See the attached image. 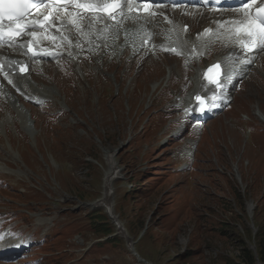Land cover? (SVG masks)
<instances>
[{"label": "rangeland", "instance_id": "rangeland-1", "mask_svg": "<svg viewBox=\"0 0 264 264\" xmlns=\"http://www.w3.org/2000/svg\"><path fill=\"white\" fill-rule=\"evenodd\" d=\"M187 24L191 26L190 21ZM121 32L126 34L123 28L116 29L110 41L88 50L87 42L80 43L78 50L68 39L73 63L63 66L66 62L50 60L45 71L24 82L35 92L36 101L11 89L0 94V163L15 164L20 173L15 174V184L22 177L39 186L41 199H47L41 201L53 209L58 217L54 223L63 231L61 236H49L45 246L29 250L26 264H145L116 234L105 206L96 208L102 210L101 217L92 212L91 204L105 191L107 151L114 152L120 175L111 184L112 213L137 241L141 257L153 264H244V250L255 246L258 251L259 234H264L260 132L247 129L248 134L241 136L225 122L219 123L220 131L209 132L198 144L206 174L181 168L173 176V148L164 143L169 119L154 114L173 103L165 99V92L159 95L161 89L167 84L171 88L172 82L178 88L185 75H195L194 66L182 54L166 53L163 63L150 55L133 54L126 48L132 40L122 41ZM168 65H173L172 74ZM260 71L264 75V66ZM246 86L242 97L248 105L241 111L254 114L258 105L264 109V87L252 81ZM52 89L57 92L50 93ZM218 165L225 173L217 171ZM30 224L25 229L35 226ZM95 240L99 241L75 262L67 253L60 260L57 254L42 257L56 252L62 243L78 252Z\"/></svg>", "mask_w": 264, "mask_h": 264}, {"label": "snow or ice", "instance_id": "snow-or-ice-1", "mask_svg": "<svg viewBox=\"0 0 264 264\" xmlns=\"http://www.w3.org/2000/svg\"><path fill=\"white\" fill-rule=\"evenodd\" d=\"M59 3V0H57ZM141 2L147 4L151 3L152 0H141ZM208 0H205L207 3ZM256 0H244L243 7V20L241 21V27L235 29L236 38L239 44L244 50L261 49L264 50V6L256 8L253 12V5ZM43 8H53L54 11H59L48 0H0V43H7L14 45L17 38L22 34H25V29L33 28L32 31L28 32L33 40L27 44L21 43L20 49L27 48L33 56L45 55L51 56L52 52L47 50L37 52L32 44L37 38L36 26L44 28L49 23L51 15H45L42 20L30 19L33 10L39 11ZM77 9H85L90 11H102L107 14L110 18L115 19L113 15L119 8V0H104L102 7H97L95 3H76ZM62 10L67 12V6L63 5ZM75 22V21H73ZM54 39V38H53ZM245 63H251V61H245ZM219 68V65L216 66ZM27 69L25 66L19 67V72L23 73ZM211 79V78H209ZM214 83H219L218 80H213ZM11 83V81H9Z\"/></svg>", "mask_w": 264, "mask_h": 264}, {"label": "bare ground", "instance_id": "bare-ground-1", "mask_svg": "<svg viewBox=\"0 0 264 264\" xmlns=\"http://www.w3.org/2000/svg\"><path fill=\"white\" fill-rule=\"evenodd\" d=\"M254 6L255 5H253V8H254ZM160 10H161V12H164L166 14L165 15L166 17L165 16L162 17L163 19H165L164 20L165 24L173 26L181 34V38L183 40L182 43H183L184 46H188L189 44L192 43L191 41L188 42V39H187L188 35L194 36L195 33L199 32L198 35H199V38H201V34L203 32L202 37L204 38L205 36L210 35V32H212L211 34H213V31L215 29H219L218 26H220V25L222 26V28H221L222 31H224L227 34L229 31L233 32L232 25L242 26L241 25V21L243 20V12L241 10H239V9H232L230 11H222V10L206 11V9L201 8V11H200V10H197V8H194V7H186L183 10H179V9L175 10V9H171V7H169L168 9H159V8H157L156 12L160 11ZM153 11H154V9L151 10L150 14L153 13V16L156 17V12H153ZM59 12H61V10H59L57 13H59ZM79 13H82V12H76V16H78ZM60 18H62V19L60 20V22L57 25L60 29H62L61 24H66L67 21L69 22V24H72V23H75L76 20H78V18L72 17V15H69V14H66V13H62ZM155 19L156 18H154V20L151 23L152 24L151 25V27H152L151 28L152 38H156L157 34H159L160 31L162 30L161 26L158 23L154 22ZM73 21H75V22H73ZM107 21L110 22L111 20H107ZM188 21L191 22V26L188 29H186L185 25L187 24ZM108 22H107V24H108ZM111 24L112 23H109L108 26L111 27L112 26ZM75 25H77V24L75 23ZM198 27H199V29H196ZM212 28H215V29L213 30ZM67 31L71 33L73 31V29L72 28H67V29L65 28L64 32H67ZM146 34H150V31H147ZM102 35L104 37H106V34L103 31H102ZM147 37H148L147 35L144 36L143 40L145 38H147ZM32 40H33V38L31 36H28L25 39H23L22 41H18L17 42L18 43L17 50L15 52L12 51V55H4V56L1 55L0 56V67L2 69V70H0V75H1L2 78L5 79L6 76H3V75L7 71V68L16 69V68H18V66L20 64H22L24 62V61L19 60V59H24V60H27V61H31L32 58H30L28 56V49L27 48L20 49L19 45L21 43L27 44L29 41H32ZM164 43L168 44L165 41H164ZM74 44L77 45L78 42H74ZM32 45H36L39 49H42V48L43 49H47V48L48 49H52V53L53 54H55V52H56V50H53V48L50 47V46L41 47L39 45L38 41H36V40H35V42ZM170 46L173 47L172 44H170ZM235 50H236V48H235ZM231 57H233V55ZM225 62L226 61H224V63ZM12 69H10L9 72L13 73L14 71ZM21 76H23V75L20 74L19 72H17L15 74L9 75L7 77H10V78H13V79L17 80V79L21 78ZM227 88H229V86ZM196 91H198V90L195 89L192 93L193 94L200 93V91L199 92H196ZM216 104H218V102H214L212 104V106H214ZM197 105L194 106L195 107L194 110L196 112H197ZM212 106H211V109H212ZM258 106H260V105H258ZM257 110L259 111V113H257V114L260 117H264L262 112H261V110L259 108H257ZM186 150H190L189 147H187ZM106 153H107L106 154V159H107V162H108V165H109V169L106 172L105 179L108 181L110 179V177L117 171V166H116V164L114 163V161L112 159V156H111L112 152L107 151ZM239 176H241V174H239ZM98 202H104V203H107L108 205L110 204V207L112 209L111 212L113 211V209H114L113 208V201H112V198H111V196L109 195V193L107 191L105 192V195L102 198H100L98 201H95L93 203V205H95ZM248 205H249L250 208L253 207L252 203H248ZM106 209H107V206H106ZM107 212H108V210H107ZM15 242L17 243V240H12V242L7 241L6 243H4L2 245V248L3 249L4 248H8V247H10L12 245H13V248H15L16 247L15 246ZM18 249L19 248H16L15 250H18ZM7 250H11V249H5L2 252L5 254V253L8 252ZM138 260L142 261L139 257H138ZM145 264H147V263H145Z\"/></svg>", "mask_w": 264, "mask_h": 264}, {"label": "trees", "instance_id": "trees-1", "mask_svg": "<svg viewBox=\"0 0 264 264\" xmlns=\"http://www.w3.org/2000/svg\"><path fill=\"white\" fill-rule=\"evenodd\" d=\"M261 235V239L259 241L260 247L258 248V257L261 262L264 263V234H259ZM243 260H245L244 264H256L257 258L255 253L251 249H245L244 250V255H243Z\"/></svg>", "mask_w": 264, "mask_h": 264}, {"label": "water", "instance_id": "water-1", "mask_svg": "<svg viewBox=\"0 0 264 264\" xmlns=\"http://www.w3.org/2000/svg\"><path fill=\"white\" fill-rule=\"evenodd\" d=\"M109 208H110V207H109ZM114 219H115V221H116L117 226L120 228V227H121V223L117 220V217H115ZM121 228H122V227H121ZM130 248L133 250V252H134L136 255H138L137 252H136L135 249H134V242H130ZM253 250H254V252L256 253V247L253 246ZM138 256H139V255H138ZM140 259L143 260V261H145L147 264H151L150 262H148V261L142 259L141 257H140ZM257 259H258V258H257ZM257 264H264V263H261L259 260H257Z\"/></svg>", "mask_w": 264, "mask_h": 264}]
</instances>
